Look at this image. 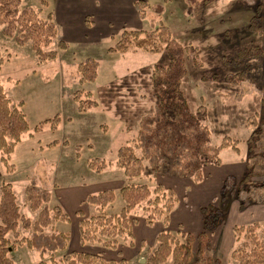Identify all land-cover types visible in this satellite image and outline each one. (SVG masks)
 <instances>
[{"label": "rangeland", "instance_id": "1", "mask_svg": "<svg viewBox=\"0 0 264 264\" xmlns=\"http://www.w3.org/2000/svg\"><path fill=\"white\" fill-rule=\"evenodd\" d=\"M43 1L47 6L41 4ZM137 1L147 4L142 13H137L134 8ZM22 7L42 10V18L52 15L57 35L47 50L56 51L57 57L54 61L39 64L29 43L19 47L12 39L5 38L3 27L0 28L3 59L0 82L13 104H23L21 111L30 130V135L19 136L10 156L8 164L13 169L7 172L0 162V187L3 183L12 185L20 214L31 222L37 219L38 212L30 211L25 198V188L32 182L39 189L51 193L49 208L56 204L62 207L63 196L74 195V198L84 199L105 189L113 190L116 199L106 209L108 214H112L118 213L123 206L118 190L128 183L147 184L150 188L161 184L176 194L175 209L179 203L182 208L191 210L189 193L194 202L200 201V196L214 193L217 181L219 189L214 198L200 208L207 204L218 206L223 185L231 188L245 173L247 140L254 130L247 127V122L261 112L264 85V56L251 59V72L235 84L226 78L240 72L242 67L226 66L223 60H235L236 53L242 49L264 48V0H22ZM258 7L261 9L259 15ZM65 13L71 18V31L77 33L81 25L88 23L93 28L85 33L96 32L95 38L74 42L61 38L62 27L58 19L61 16L66 19ZM54 15L57 23L53 20ZM254 16H261L262 21L258 29L250 30L249 21ZM108 21H113L112 29L107 25ZM119 21L120 25H114ZM159 26L168 27L173 39L186 48L182 55L186 73L181 80L180 91L191 112L199 106L205 107L206 116L201 123L209 130V145L218 146L224 137L238 142V154L224 150L220 153V166L212 163L203 166V183L215 179L211 186L195 188L190 178H181L173 171L171 161L164 156L160 158L157 173L153 174L144 161V172L132 180H128L115 166L118 148L132 144L141 117L154 110L156 100L151 73L155 66H166L168 57L165 52L150 54L135 50L112 54L108 49L115 45L124 29L152 31ZM59 41L65 43V49L58 48ZM88 58L98 62L97 77L94 83L81 84L76 69ZM76 91L90 93L98 106L78 113L72 99ZM56 115L60 121L55 131L45 125L41 132H33L35 126ZM53 141L57 145L47 147ZM136 154L139 156L138 151ZM93 159L104 160L110 165L97 173L88 167V162ZM255 181L264 182V177ZM205 188L207 191L203 192ZM231 198L226 220L212 235H208L210 247L207 254L217 261L216 264H236L230 257L239 246L232 236V227L264 222V204L251 205L240 212L238 201L233 195ZM81 199L76 200L73 206L66 203L62 207L69 216V222H57L45 229L46 233L69 234L70 241L65 251L42 254L28 249L20 240L30 238L31 231L23 230L19 225L17 237L12 233L7 235L14 244V249L9 252L14 264H47L71 251L99 253L107 260L124 258L129 264H138L156 248L155 236L164 226L156 222L147 228L140 208L133 211L137 218L134 229H144L147 233L139 235L137 232L132 247L120 243L116 251H106L96 246H81L78 233L80 217L74 211L80 210L85 217L95 214L90 205L79 207ZM167 229L172 233L178 230L190 233L187 227L176 222L168 225ZM193 246L195 249L196 245Z\"/></svg>", "mask_w": 264, "mask_h": 264}, {"label": "trees", "instance_id": "2", "mask_svg": "<svg viewBox=\"0 0 264 264\" xmlns=\"http://www.w3.org/2000/svg\"><path fill=\"white\" fill-rule=\"evenodd\" d=\"M47 6L46 2H41ZM147 6L144 1L134 3L137 13ZM258 15L261 9L257 8ZM42 10L22 7V0H0V28L2 35L12 39L19 47L29 43L39 64L54 61L56 51L47 48L56 39L57 30L52 15L41 17ZM261 16H254L249 21V29H258ZM87 23V22H86ZM90 26V24H86ZM58 48H66L64 42H58ZM141 50L150 54L165 52L168 57L166 66H155L151 73L153 96L156 105L152 113L142 116L135 139L118 148L115 166L123 171L128 180L139 178L144 172L143 162H147L153 174L160 167V158L171 161L173 171L181 178H190L195 184L204 179L203 166L212 163L221 165L220 153L231 150L239 153L238 142L224 137L218 146L209 145L210 133L201 120L206 116L205 107L199 106L191 112L180 91L181 80L186 70L182 55L186 48L182 47L166 26H159L152 31L124 29L115 45L108 53L125 54ZM264 56V48L258 46L242 49L236 53V59L223 60L226 66L242 67L240 72L229 76L228 81L235 84L244 80L251 72V59ZM3 59L0 54V68ZM98 62L88 58L76 69L79 83H94L97 77ZM261 112L255 114L247 122L253 128L248 143V158L244 161L245 173L234 182L231 188L223 185L219 194V205L207 204L200 209L202 229L193 236L178 230L172 233L167 229L170 214L177 203V196L170 188L155 184L150 188L147 184L128 183L118 190L123 206L118 213L108 214L106 209L116 199L113 190H104L91 194L80 204L90 205L95 214L85 217L80 210L76 215L78 221L79 243L81 246H96L106 251H116L120 243L132 247L134 245L133 229L137 218L133 211L140 208L143 221L147 226L161 222L164 228L155 238L156 248L147 253L145 261L138 264H216L217 261L208 255L210 247L209 234L212 235L226 220L232 195L239 202L240 209L253 204H264V182L258 183L256 178L264 177V85L261 90ZM77 105V112L84 113L98 105L90 93L76 91L72 95ZM22 103L13 104L7 97L0 82V162L10 172L13 168L8 164L20 135L29 134L30 130ZM59 116H54L35 126L33 132L39 133L45 125L55 131L59 125ZM56 141L47 147H55ZM138 151L139 156L136 154ZM109 163L100 159L88 162V167L101 173L109 167ZM25 198L31 212H38L37 219L31 222L20 214L12 185L3 183L0 187V264H14L9 252L14 249L7 235L17 237V228L31 231L30 238H22L20 243L28 249L40 253L53 254L65 251L70 236L65 232L45 229L57 222H69V216L60 205L49 208L52 198L48 190L39 189L33 182L25 188ZM235 243L230 257L236 264H264V222H252L232 228ZM17 241V240H15ZM123 241V242H120ZM195 243V244H194ZM196 248L194 249V246ZM47 264H129L124 258L107 260L99 253L87 251H71L59 259H51Z\"/></svg>", "mask_w": 264, "mask_h": 264}, {"label": "crops", "instance_id": "3", "mask_svg": "<svg viewBox=\"0 0 264 264\" xmlns=\"http://www.w3.org/2000/svg\"><path fill=\"white\" fill-rule=\"evenodd\" d=\"M66 15V19H68V21L66 19H63V17L61 16L60 17V20L58 19V23H59V26L60 28L62 27L61 31H60V34L62 35L61 38H63L65 41H68V42H74V40H86V39H92V38H95V36L97 35V33H93V32H88V35L87 33H85V31H90V29L92 30L93 27H86L85 25H81L82 27L79 28V32L77 33H74V31H71V18L69 17V15L67 13H65ZM56 18V19H55ZM53 20L56 22L57 20V17L54 15L53 16ZM57 23V22H56ZM120 25L121 24V21L119 22H114V25ZM108 26L112 25L113 26V21H108L107 23ZM112 26H110V29H112ZM107 31H110L107 27H106ZM88 36V37H87ZM204 180V179H203ZM213 180V179H212ZM215 180V179H214ZM214 180L213 181H208L207 183H203L200 182V183H196L195 185V188L197 187H205V186H211L214 184ZM213 183V184H212ZM216 185L214 186V193L212 194H205V195H202L200 196L201 199H198L200 201H196L194 202L190 196V193H189V196H188V199H190V205H191V210L189 209H186V208H182L180 206V204L178 203V207H174V210L172 211V213L170 214V219H169V223L168 225L170 226L173 222H176L178 223L179 225H183L185 227H187V229L190 231V233L193 235V233H196L195 236L201 231L202 229V223H201V213L199 211V208L200 206H202V204H206L208 203L210 200H212L216 194V192L218 191L219 189V184L217 185V181H215ZM217 187V188H216ZM207 188L204 189L203 192H206ZM106 190V189H105ZM200 191V190H199ZM202 193V191H201ZM66 197V199H65ZM59 198V197H58ZM81 199V198H79ZM78 198H74V195L73 197H67V196H63V198L61 199V202H62V207L65 205L66 206V203L68 204V206H73L74 203L76 202V200L78 201L79 200ZM86 199V197L83 199H81V201L79 202V207H80V204ZM253 205H257V204H253ZM61 207V208H62ZM78 207V208H79ZM195 207V208H194ZM249 207H251V205H248L247 207L243 208V209H240V205H239V202H238V209L240 212H244L246 211ZM64 208V207H63ZM194 208V209H193ZM198 208V212L196 211ZM202 208V207H201ZM200 208V209H201ZM194 210V211H192ZM77 211V209H76ZM76 211H74V213H76ZM196 212L193 216V213ZM136 227V226H135ZM134 227V228H135ZM147 228H149L148 226H146ZM233 228V227H232ZM151 229V228H150ZM151 230H154L151 229ZM137 232H139V235L140 234H145L147 233L146 230L144 229H139L138 231H136L135 229H133V234H134V238H135V235H137ZM231 233H232V229H231ZM157 236V235H156ZM155 236V238H156ZM232 236H233V233H232ZM138 237V236H137ZM234 238V237H233Z\"/></svg>", "mask_w": 264, "mask_h": 264}, {"label": "water", "instance_id": "4", "mask_svg": "<svg viewBox=\"0 0 264 264\" xmlns=\"http://www.w3.org/2000/svg\"><path fill=\"white\" fill-rule=\"evenodd\" d=\"M144 262V260L142 261V263Z\"/></svg>", "mask_w": 264, "mask_h": 264}]
</instances>
